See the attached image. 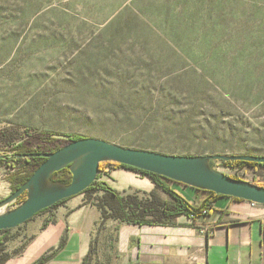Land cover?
Masks as SVG:
<instances>
[{
    "label": "rangeland",
    "instance_id": "obj_1",
    "mask_svg": "<svg viewBox=\"0 0 264 264\" xmlns=\"http://www.w3.org/2000/svg\"><path fill=\"white\" fill-rule=\"evenodd\" d=\"M0 132L45 153L51 134L264 156V0H0ZM9 155L0 140V201ZM213 169L264 183V169Z\"/></svg>",
    "mask_w": 264,
    "mask_h": 264
},
{
    "label": "crops",
    "instance_id": "obj_2",
    "mask_svg": "<svg viewBox=\"0 0 264 264\" xmlns=\"http://www.w3.org/2000/svg\"><path fill=\"white\" fill-rule=\"evenodd\" d=\"M98 181L119 198L144 201L159 212L165 204L168 211L176 205L150 179L133 171L111 170ZM168 185L195 207L207 197L189 186ZM118 204L120 199L98 189L38 214L24 230L25 224L0 233L10 255L3 264H33L43 255H51L44 264H264V205L220 197L206 214L193 218L180 214L135 223L102 217L101 210L110 212L109 206ZM28 234L24 247L16 249Z\"/></svg>",
    "mask_w": 264,
    "mask_h": 264
},
{
    "label": "water",
    "instance_id": "obj_3",
    "mask_svg": "<svg viewBox=\"0 0 264 264\" xmlns=\"http://www.w3.org/2000/svg\"><path fill=\"white\" fill-rule=\"evenodd\" d=\"M20 157L44 158L31 177L7 198L0 201V231L16 229L56 203L82 194L96 180L102 162H116L163 176L196 190L264 205V187L232 178L210 166L211 161L264 163L256 155H171L151 150L122 147L93 137L71 141L50 153ZM69 167L70 184L51 182V177ZM23 202L12 207L21 195ZM10 209H7V208ZM7 209V210H6Z\"/></svg>",
    "mask_w": 264,
    "mask_h": 264
},
{
    "label": "trees",
    "instance_id": "obj_4",
    "mask_svg": "<svg viewBox=\"0 0 264 264\" xmlns=\"http://www.w3.org/2000/svg\"><path fill=\"white\" fill-rule=\"evenodd\" d=\"M47 139L43 138L42 140L47 143L54 145V149L48 151L54 152L58 150L59 147V141H62L63 138H69V141H76L79 139H82V137L79 136H62L63 138H59L60 136L57 135H51L47 134ZM7 140L9 147L11 149V155L5 156L4 159L7 160L10 164V167L14 168L15 170L10 174L9 181L11 183L12 192L16 191L18 188H20L32 175L34 170L45 161L44 158H28V157H20L21 155H28L33 153H39L40 151L33 150L30 151L26 148L25 141L28 140H19L18 138H13L12 134H4V132H0V140ZM45 153V152H43ZM3 160V157H0V162ZM4 161V160H3ZM215 162H219L220 164L230 167V168H250L253 171H258L261 169H264V163H255V162H247V161H211L210 166L213 168V164ZM27 166H31L32 170L27 169ZM16 167V168H15ZM109 168L110 170H116V169H125L129 171H133L136 173H139L148 179L152 181V183L163 192L167 193L170 197H172L176 205L173 207L172 211H168V207L165 204L162 208V211L154 210L152 207H148V204L144 201H138L132 197L127 198H119L116 194V192L110 188L108 185H106L103 182L95 181L88 189H86L83 193H92L94 191H97L98 189L105 190L108 194L111 196L120 199L122 204L117 205V207H114L112 205L109 206L110 212H107L106 210H101L102 217H113L115 219H119L122 222H143V221H164L165 219L172 218L174 216H178L180 214H186L188 216H199L203 215L204 211L208 212V210L211 208L214 201H216L220 197H226L222 195L215 194L213 192L208 191H201L205 194H207V197L199 204V206L195 207L191 204H189L186 200H184L181 196L176 194L171 188L169 187L168 183L173 182L163 176L153 174L150 172H146L143 170H139L127 165L119 164L116 162H102L99 166V174L102 173L105 169ZM235 179H239L236 176H230ZM72 179V174L69 170V167L64 168L63 170L54 173L51 177V182L53 183H61L63 185L70 184ZM240 180V179H239ZM251 183L258 185L260 187H264V183H262L259 180H253ZM26 196L25 194L21 195L19 199L16 201V204H20L25 200ZM235 200H240L233 198ZM67 200V199H66ZM66 200H62L58 203H56L54 206L45 209L41 211L38 214L44 213L48 210H51L55 208L56 206L60 205ZM242 201V200H241ZM37 214V215H38ZM35 215V216H37ZM34 216V217H35ZM33 217V218H34ZM147 217H151L150 220H147ZM32 218V219H33ZM31 219V220H32ZM30 221V220H29ZM28 221V222H29ZM27 223V222H26ZM25 223V224H26ZM24 225V224H23ZM22 225V226H23ZM46 226V224L43 225V227ZM21 226L17 227L16 229H19ZM13 230V229H12ZM10 230L0 231V233H7ZM8 241V240H7ZM5 243L6 242H0V264L5 263L9 258L10 255L5 253ZM24 246L21 247V249ZM51 255H43L41 258H39L37 261H35L33 264H44L50 259Z\"/></svg>",
    "mask_w": 264,
    "mask_h": 264
},
{
    "label": "built area",
    "instance_id": "obj_5",
    "mask_svg": "<svg viewBox=\"0 0 264 264\" xmlns=\"http://www.w3.org/2000/svg\"><path fill=\"white\" fill-rule=\"evenodd\" d=\"M111 170L109 169V168H107V169H105L102 173H100V175L101 174H104V173H108V172H110ZM254 204V203H253ZM204 214H206L207 212L206 211H204L203 212ZM191 218H193V216H190Z\"/></svg>",
    "mask_w": 264,
    "mask_h": 264
}]
</instances>
